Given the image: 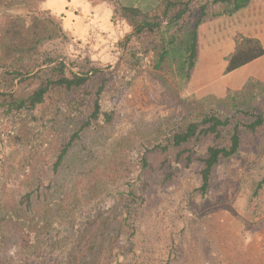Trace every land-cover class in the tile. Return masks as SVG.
<instances>
[{
  "label": "trees",
  "instance_id": "16d2710c",
  "mask_svg": "<svg viewBox=\"0 0 264 264\" xmlns=\"http://www.w3.org/2000/svg\"><path fill=\"white\" fill-rule=\"evenodd\" d=\"M103 1L113 6L114 22L120 17L131 28L117 44L120 58L128 65L127 84L147 70L180 92L186 90L196 65L199 26L210 17L239 11L250 0H156L149 9L121 0ZM60 26L57 18L41 16L29 3L0 0V121L11 123L5 142L8 148L21 150L18 167L26 183L23 192L2 198L9 165L0 143V229L9 232L0 234V245L7 238L24 247L35 246L41 229L53 219L61 223L68 219L67 227L75 230L77 243L65 254L63 264H122L121 258L136 246L146 201L140 190L145 176L155 171L153 159L161 158L160 169L167 167L169 175L177 164L198 161L200 189L206 195L217 168L235 160L243 162L244 143L264 129V110H258L256 103L264 83L250 82L224 98L189 101L180 122L159 130L149 145L143 144L134 172L114 192L111 210L85 218L83 206L93 197L73 213L77 205L72 202L83 197L70 192L75 191L77 175L71 165L77 147H84V135L112 119L113 111L104 109L103 100L117 88L109 84L111 77L101 80L109 65L101 68L88 59L71 60L52 47L64 37ZM263 54L259 40L244 37L228 57L226 72ZM110 73L113 77L114 72ZM263 188L264 175L250 201L259 198Z\"/></svg>",
  "mask_w": 264,
  "mask_h": 264
},
{
  "label": "rangeland",
  "instance_id": "374dc122",
  "mask_svg": "<svg viewBox=\"0 0 264 264\" xmlns=\"http://www.w3.org/2000/svg\"><path fill=\"white\" fill-rule=\"evenodd\" d=\"M22 1L41 16L60 21L65 38L52 47L71 60L88 59L101 68L109 65L114 72L112 77L110 70L106 71L101 78L111 77L109 84L117 88L103 100L104 109L112 110L113 117L96 131H88L83 137L84 147H77V158L71 165L73 172L77 171L75 191L69 179L70 192L83 197L80 202H72L77 205L73 213L92 196L90 203L83 206L86 208L83 216L105 215L114 203L116 188L134 172L143 144L149 145L159 130L180 122L186 104L195 97L185 90L169 89L161 76L147 70L127 84L128 77L124 75L128 65L117 48L129 32L124 19L118 17L110 23L118 30L111 36L109 29L98 24L97 11L79 7L71 22L73 26L80 19L83 25L71 30L66 29L63 14L68 9L66 2L72 0ZM89 1L95 8L109 4L103 0ZM126 1L132 5L144 2ZM256 103L258 110H264V92ZM10 125L9 121H0L1 150L9 165L5 166L4 200L26 189L18 167L21 150L10 149L5 142ZM243 157V162L235 160L217 168L206 195L200 189L202 169L198 161L177 164L169 175L167 167L160 169L161 158H154L155 171L145 176L144 189L140 190L146 201L140 212L136 246L128 257L121 258L122 264H264V188L259 198L250 201L264 175V129L246 140ZM67 222L68 219L62 223L53 219L48 228L41 229L35 246L24 247L15 239L5 238L0 245V264H63V257L77 243V234L68 229ZM3 232L9 235L5 228L0 229V234Z\"/></svg>",
  "mask_w": 264,
  "mask_h": 264
},
{
  "label": "crops",
  "instance_id": "0c3cea01",
  "mask_svg": "<svg viewBox=\"0 0 264 264\" xmlns=\"http://www.w3.org/2000/svg\"><path fill=\"white\" fill-rule=\"evenodd\" d=\"M121 1L128 4L126 0ZM143 1L147 2L148 6L143 5L144 2L128 5L149 9L157 3L156 0ZM83 2V0L66 2L68 9H64V14L62 12L66 29L72 30L73 27L83 25L80 19H77L78 23L73 26L71 22L75 11L81 7L84 10L97 11L98 24L109 29L112 32L111 36L118 32L116 26H111L114 23L112 5L95 8L89 0ZM122 21L127 23L126 20ZM244 37L257 39L264 47V0H250L239 11L230 15L210 17L199 26L197 61L185 90L189 96L224 98L243 89L250 82L264 83V54L231 72H226L228 57Z\"/></svg>",
  "mask_w": 264,
  "mask_h": 264
}]
</instances>
